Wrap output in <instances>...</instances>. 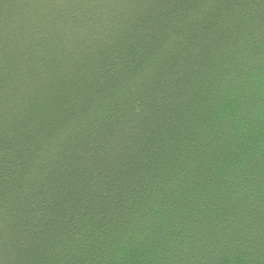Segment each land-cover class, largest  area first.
<instances>
[{
	"label": "trees",
	"instance_id": "1",
	"mask_svg": "<svg viewBox=\"0 0 264 264\" xmlns=\"http://www.w3.org/2000/svg\"><path fill=\"white\" fill-rule=\"evenodd\" d=\"M0 264H264V0H0Z\"/></svg>",
	"mask_w": 264,
	"mask_h": 264
}]
</instances>
